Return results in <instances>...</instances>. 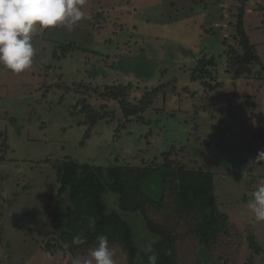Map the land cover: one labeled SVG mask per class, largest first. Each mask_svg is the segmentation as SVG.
<instances>
[{
  "label": "rangeland",
  "instance_id": "374dc122",
  "mask_svg": "<svg viewBox=\"0 0 264 264\" xmlns=\"http://www.w3.org/2000/svg\"><path fill=\"white\" fill-rule=\"evenodd\" d=\"M93 1L87 0L83 9L86 18L71 31L58 25L34 33L35 55L30 69L15 74L0 66V137L4 134L10 144L7 151L5 146L1 150L8 159L15 158L19 163L17 166L7 161L0 165V264H70L73 256L63 259L54 253L46 255L44 250L47 239L52 237L46 233L53 230L48 216L49 194L59 186L50 166H55V161L163 163L161 152L170 144L176 146L170 150L174 165L187 163L214 173L220 210L244 235L253 231L261 249L255 253L246 240L238 248L232 230L229 239L219 237L211 253L187 236L176 247L178 264H264V221H255L247 209L251 193L264 183V161L255 162L258 152L264 151V81L255 79L256 69L236 80L225 70L223 50L228 45L223 46L222 39L225 36L229 44L236 43L232 24L237 7L228 11L235 1L96 0L97 9L104 12L97 23L92 16ZM260 6L264 8V0L247 4L244 23L250 41L264 60V9ZM145 41L150 46L142 50ZM172 42L181 52L175 63L169 45ZM57 44L66 47L67 54L53 62L54 68L44 76L43 68L52 62ZM201 54L215 57L216 74L223 82L211 93L190 80L193 61ZM152 57L166 63L152 61ZM156 66L168 68L161 72ZM60 75L68 84L80 79L92 83L90 88H96L88 100L100 113L105 109L101 107L105 99L97 93L114 84L127 89L132 108L146 90L159 85L163 88L142 114V120L126 118L121 105L113 102L107 104L109 114L91 127L89 107L85 106L79 115L74 111L71 115L70 99L62 107L54 104L62 91L41 99L37 91L41 83H50ZM184 86L190 91H185ZM228 95L230 103L226 102ZM117 126L118 132L113 131ZM86 134L89 138L84 139ZM188 146H192L190 151ZM246 174L250 190L246 188ZM149 188L156 189L154 181ZM55 201L53 195L51 209ZM106 202L109 207L116 205L113 195H108ZM121 214L126 216L128 212ZM175 220L171 211L165 214L167 225L176 224ZM134 223L139 231L136 244L146 250L150 242L142 239L152 237L141 222ZM182 229L177 225L178 231ZM111 248L116 264H128L119 247ZM76 257L88 259L89 251Z\"/></svg>",
  "mask_w": 264,
  "mask_h": 264
},
{
  "label": "trees",
  "instance_id": "16d2710c",
  "mask_svg": "<svg viewBox=\"0 0 264 264\" xmlns=\"http://www.w3.org/2000/svg\"><path fill=\"white\" fill-rule=\"evenodd\" d=\"M234 1L229 6L228 11L231 12L235 9V6L237 7V11L233 13L236 21L232 24L235 29L233 37L236 43L229 44L227 39L224 40L225 36L222 39L223 46L227 47L228 45V48L223 50L226 56L225 70L232 74L233 80H236L253 73L256 69L255 79L264 81V60L258 54L256 45L250 41L244 23L247 4L251 0ZM92 5L95 7L94 11H91L92 16L94 15L96 18L94 21L97 23L104 12L97 9L98 1L94 0ZM260 9L263 10L264 8L260 6ZM95 27L97 28V26ZM144 45L145 49L141 48L142 50H146L150 46L148 41H145ZM169 45L174 57L172 63H175L176 56L181 52L174 42ZM66 49L62 44H57L53 48L52 62L43 68L46 70L44 76H47L48 71L54 68L52 66L53 62H57L66 56ZM152 53L156 55L157 51L152 49ZM151 59L160 64L166 63L159 58L152 57ZM192 66L189 75L190 80L199 82L203 91L211 93L222 87L223 82L216 74L217 64L213 55H199L193 61ZM160 67L156 66L161 72L163 69L168 68L167 66ZM38 76L42 77L41 75ZM43 83H41L42 87L39 86L37 90L41 93V99L47 100L56 90L62 91L54 104L62 107L64 106L63 103L70 99L72 101L69 106L71 115L72 111H74V115L75 113L79 115L81 114L80 110H83L85 106L89 107L87 113L92 117L90 118L91 127H94V123L96 124L99 120L104 119L105 114H109L106 107L107 104L113 102L121 105V111L126 118H133L137 121L142 120V114L152 106L163 88L159 85L146 90L137 99V103L132 104V108L126 96L127 89L120 84H114L103 93L95 92L105 99L101 106H104L105 109L101 110L100 113L92 108L94 104L88 100L89 96L92 95V89L96 88H90V85H93L92 83L89 85L85 80L80 79L79 82L68 84L63 81L62 75L50 83L45 82V80ZM184 90L190 91L187 86H184ZM229 96L226 98L227 103L231 102ZM79 105H83L82 109ZM38 119L37 117V121ZM119 127L117 126L113 131L118 132ZM1 137L0 165L8 161L14 162L18 166L17 159H8L3 154L9 149L10 144L4 134ZM86 138H89V134L84 136V139ZM82 141H80L81 146L84 145L81 144ZM4 146L5 149L2 152L1 147ZM175 148L174 144H170L161 152L164 159L163 163L132 164L130 162L120 163L117 160L113 164H88V162L82 163L72 159L55 161V166H50L56 173V182L59 186L55 193L51 192L49 194L48 216L52 218L53 230L46 233L47 235L51 234L52 237L47 239L44 246L45 252L57 255L59 250L62 254L58 256L63 259H66L67 255L76 257L78 254L90 251L91 247L96 244L98 235H105L108 238L110 247L117 246L122 250L128 264H148L147 256L151 253L139 249L136 244V232L137 237H139V231L134 222L139 221L142 223L143 230L145 229L154 241L152 247L158 256L157 264H178L176 247L182 238L189 236L195 239L198 244L211 253L214 252L219 237L223 235L224 238L229 239L231 230L238 239L236 245L238 248L246 240L251 250L260 253L261 249L255 241L253 231L244 235L243 231L235 229L228 215L220 210L214 190V173L200 166L192 167L187 163L174 165V162L170 160L172 154L170 150H175ZM187 148V151H190L192 146ZM154 159L157 161V158ZM245 178L246 188L250 190L247 174ZM151 181L155 182L156 191L152 188L148 189V184ZM53 195L56 201L53 209H51ZM108 195L115 197V206H108L106 202ZM2 200L3 205H5V194L2 196ZM119 211L128 212V214L122 216ZM170 211L173 217L176 218V224L167 225L164 221L165 214ZM90 217L95 218L94 228L89 227ZM177 225H181L183 229L178 231ZM0 230H2L1 227ZM141 233L144 234V231H141ZM76 235L85 237V243L72 244V239ZM145 236L148 237V235ZM152 239H142V241L151 242ZM65 243L69 245L68 248L63 247ZM169 252L170 254H168Z\"/></svg>",
  "mask_w": 264,
  "mask_h": 264
},
{
  "label": "clouds",
  "instance_id": "9594fccd",
  "mask_svg": "<svg viewBox=\"0 0 264 264\" xmlns=\"http://www.w3.org/2000/svg\"><path fill=\"white\" fill-rule=\"evenodd\" d=\"M87 0H0V66L15 74L31 68L35 49L34 33L39 29L62 25L69 31L86 18L84 6ZM264 161V151L258 152L255 162ZM254 162V163H255ZM247 209L255 221H264V183L251 193ZM95 218H89V227L94 228ZM96 244L89 251V258L70 257V264H116L114 251L107 236L98 235ZM85 243V237L76 235L72 244ZM153 242L146 245L151 253L148 264H157L158 256L153 251ZM64 248L69 245L65 243ZM62 253L58 250L57 255ZM170 254V252L168 253ZM48 255V254H46Z\"/></svg>",
  "mask_w": 264,
  "mask_h": 264
}]
</instances>
